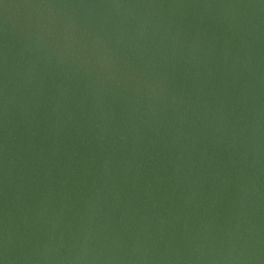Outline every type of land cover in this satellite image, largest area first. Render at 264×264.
Listing matches in <instances>:
<instances>
[{
	"label": "water",
	"instance_id": "1",
	"mask_svg": "<svg viewBox=\"0 0 264 264\" xmlns=\"http://www.w3.org/2000/svg\"><path fill=\"white\" fill-rule=\"evenodd\" d=\"M0 264H264V0H0Z\"/></svg>",
	"mask_w": 264,
	"mask_h": 264
}]
</instances>
